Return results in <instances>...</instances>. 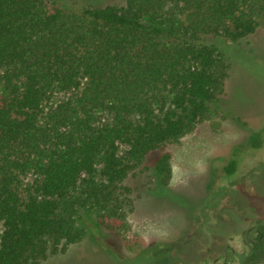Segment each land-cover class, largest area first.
I'll return each instance as SVG.
<instances>
[{
    "label": "trees",
    "instance_id": "16d2710c",
    "mask_svg": "<svg viewBox=\"0 0 264 264\" xmlns=\"http://www.w3.org/2000/svg\"><path fill=\"white\" fill-rule=\"evenodd\" d=\"M95 1L0 0V264H42L93 220L128 228V179L159 151L167 185L168 145L225 92L232 63L211 38L264 24V0Z\"/></svg>",
    "mask_w": 264,
    "mask_h": 264
},
{
    "label": "rangeland",
    "instance_id": "374dc122",
    "mask_svg": "<svg viewBox=\"0 0 264 264\" xmlns=\"http://www.w3.org/2000/svg\"><path fill=\"white\" fill-rule=\"evenodd\" d=\"M47 1L68 10L92 0ZM211 39L230 58V77L210 115L168 145L170 182L161 183L153 169L160 152L151 153L148 168L128 179L135 196L128 228L117 233L93 220L80 242L50 255L42 264H191L203 241L206 204L229 193L245 203L254 185L258 189L264 185V24L238 41ZM257 131L263 136L258 148L250 139ZM233 158L238 168L228 175L225 166Z\"/></svg>",
    "mask_w": 264,
    "mask_h": 264
},
{
    "label": "flooded vegetation",
    "instance_id": "af4514ba",
    "mask_svg": "<svg viewBox=\"0 0 264 264\" xmlns=\"http://www.w3.org/2000/svg\"><path fill=\"white\" fill-rule=\"evenodd\" d=\"M237 168L238 160L236 170L226 172ZM248 196L244 203L229 193L206 204L203 241L191 264H264V185H254Z\"/></svg>",
    "mask_w": 264,
    "mask_h": 264
}]
</instances>
